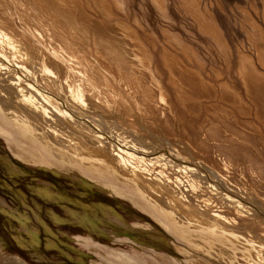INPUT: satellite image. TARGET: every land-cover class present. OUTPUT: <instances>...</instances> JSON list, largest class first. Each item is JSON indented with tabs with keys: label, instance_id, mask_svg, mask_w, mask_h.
Wrapping results in <instances>:
<instances>
[{
	"label": "bare ground",
	"instance_id": "bare-ground-1",
	"mask_svg": "<svg viewBox=\"0 0 264 264\" xmlns=\"http://www.w3.org/2000/svg\"><path fill=\"white\" fill-rule=\"evenodd\" d=\"M154 1L164 8L162 0ZM85 2L108 17L115 16L111 3L122 5ZM83 5V0H0V129L13 137L14 152L61 172L76 175V168L98 175L102 190L136 201L139 194L182 228L193 247L224 264H264V218L236 197L239 193L264 210V193H257L264 189L263 135L259 131L262 136L252 144L250 135L236 131V118L223 114L220 121L210 118L205 130L178 120L136 29L121 20L79 17L87 14ZM212 25L201 28L212 35L217 32ZM257 29L264 66V30ZM164 55L173 83L189 93L181 94L183 103L196 112L202 108L198 99L216 96L219 86L171 51ZM246 61L264 122V73L254 57ZM19 137L33 144H21ZM247 163L255 168L249 178L239 170ZM6 263L26 264L2 252L0 243V264Z\"/></svg>",
	"mask_w": 264,
	"mask_h": 264
},
{
	"label": "rangeland",
	"instance_id": "rangeland-1",
	"mask_svg": "<svg viewBox=\"0 0 264 264\" xmlns=\"http://www.w3.org/2000/svg\"><path fill=\"white\" fill-rule=\"evenodd\" d=\"M119 1L121 10L111 3L116 17L106 16L94 3L88 5L85 0L87 14L77 15L93 16L106 23L121 20L136 29L152 54L155 78L166 91L178 120L202 129L210 118L215 121H220L223 115L227 119L236 118L233 113L238 110L234 105L217 95L198 99L202 108L196 112L183 103L185 97L181 94L189 93L173 83L164 54L171 51L216 88L219 82L225 81L231 89H241L235 71L239 55L252 54L259 62V65L256 63L258 70L264 71L258 59L262 41L257 29L264 30V0H162L163 9L154 0ZM203 23L214 24L218 33H205L201 28ZM219 104L232 110L222 113L223 107ZM19 138L21 144H33L24 137ZM13 141V137L0 129L2 252L18 255L26 264H190L198 259L207 264H224L193 247L183 237L182 228L139 194L136 201L130 194L99 188L96 183L101 177L98 175H84L76 168L73 175L69 170L61 172L28 160L14 152ZM251 166L239 167L246 178L255 169ZM197 167L205 171L203 166ZM216 180L213 182L218 186L223 185ZM257 193H264V189ZM236 194L264 218V210L257 203Z\"/></svg>",
	"mask_w": 264,
	"mask_h": 264
},
{
	"label": "crops",
	"instance_id": "crops-1",
	"mask_svg": "<svg viewBox=\"0 0 264 264\" xmlns=\"http://www.w3.org/2000/svg\"><path fill=\"white\" fill-rule=\"evenodd\" d=\"M244 54H246V53H242L241 55H239L238 56V62H237V65H236V76H237V78H238V80H239V82H240V85H241V89H238V90H234V91H232L233 89H231V88H229V84H228V82H225V81H221V82H223L222 84H221V82H219V87L216 89V95H217V93H218V95H217V97H219V99H222V100H224V101H226L227 102V104H232V105H234V107L236 108V110H238L236 113L234 112V110H233V115L237 118L236 119V122L238 123V130H236V131H238V132H242V133H244V134H246V135H250V137L252 138V140H251V142H253L252 144H256V139H257V137H255L256 135H258V134H262L263 135V137H264V122L262 121V119L260 118L261 117V114H259V111H258V108L256 107V105L257 104H255L256 102H255V100H254V94H253V90L251 89V85H250V83H249V80H251V78H250V73H249V69H247L248 68V63H246L247 61L246 60H248V58L250 57V56H252V54H246V55H244ZM248 56V57H247ZM252 57H254V56H252ZM241 63V64H240ZM256 63H257V65H259V62H257L256 61ZM242 65V67L240 66V65ZM240 66V67H239ZM238 68V69H237ZM242 68V69H241ZM244 68V69H243ZM264 68V67H263ZM245 69H246V71L248 72V77H246V76H244V75H242L244 72H246L245 71ZM258 69V68H257ZM239 70V71H238ZM259 71V70H258ZM260 72V71H259ZM262 73H264V71L262 72ZM239 74V75H238ZM244 76V78H242ZM240 77H241V79H240ZM246 77V78H245ZM242 80H243V82H245L244 84H243V82H242ZM225 83V84H224ZM224 84V85H223ZM221 86V87H220ZM245 88H247V91H246V89ZM217 90L218 91H220V93L219 92H217ZM235 92H236V94H235ZM247 92V93H246ZM253 94V95H252ZM220 95V96H219ZM237 95H238V98H237ZM252 95V96H251ZM242 97V99H241V97ZM234 97H236L237 99H235ZM234 99H235V101H234ZM229 100V101H228ZM240 101H241V103H243V104H246L245 106H246V109H244V108H242V106L240 105ZM243 101V102H242ZM237 103H238V105H237ZM219 105H221V104H219ZM221 106H224L223 108H220L221 110H223V112L222 113H224V111L227 109V111L228 112H230L229 111V109L230 110H232V108H230V107H228V106H225V105H221ZM249 106V107H248ZM251 107V108H250ZM242 108V109H241ZM250 108V109H249ZM245 110V111H244ZM257 110V111H256ZM249 111V112H248ZM244 112V113H243ZM250 112H252V113H250ZM256 112V113H255ZM257 112H258V114H257ZM234 116H233V118H234ZM242 116L244 117V118H242ZM257 116V117H256ZM262 116H264L263 114H262ZM243 120L244 122H242V124L239 122L240 120ZM241 120V121H242ZM251 121H252V123H251ZM247 122V123H246ZM240 123V124H239ZM243 123H245V124H243ZM255 125H254V124ZM251 125H253V127L251 126ZM242 127V128H241ZM245 127V128H244ZM243 129V130H242ZM248 130V131H247ZM250 130V131H249ZM258 131V132H257ZM259 131H260V133H259ZM262 131V132H261ZM248 132V133H247ZM253 134V135H252ZM260 134V135H261ZM261 135V136H262ZM259 138H260V136H259ZM259 140V139H258ZM254 141H256V142H254ZM260 142V141H259Z\"/></svg>",
	"mask_w": 264,
	"mask_h": 264
}]
</instances>
